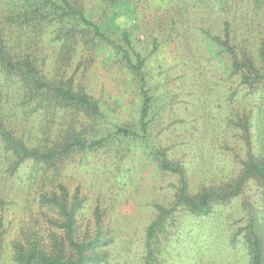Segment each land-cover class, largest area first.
<instances>
[{"label": "trees", "instance_id": "trees-1", "mask_svg": "<svg viewBox=\"0 0 264 264\" xmlns=\"http://www.w3.org/2000/svg\"><path fill=\"white\" fill-rule=\"evenodd\" d=\"M44 36L69 50L81 42L91 43L108 62L123 68L139 99L135 121L95 139L72 127L75 134L48 150L24 141L18 135L20 122L27 125L28 134L40 133L38 120L54 117L61 107L74 106L97 121L104 116L92 95L75 92L70 85H54L42 76L38 57L30 50ZM167 47L171 55L165 64L169 58L159 61V53ZM171 81L196 99L201 91L205 97L217 95L213 101L219 103L213 109L206 99L196 108L203 113L198 139L212 144H198L203 154L195 151L215 161H207L203 171L218 175L217 183L212 178L193 183L189 167L170 157L171 147L163 144L168 141L165 131L184 122L178 104L189 102L173 93ZM215 108L220 110L216 123ZM218 130L224 136H218ZM218 138L224 140L219 161L211 155ZM0 143L13 155L12 159L7 155L11 170L27 163V178L33 182L48 179L52 166L65 163L76 152L120 145H124L123 154L119 152L124 174H133L132 161L142 166L146 161L156 166L161 178L172 179L168 202L167 196L155 194L149 202L152 214L140 238V264L191 256L201 237L190 236L184 216L217 218L222 216L219 208L236 198L242 199V215L229 223L230 241L235 248L241 243L247 258L235 264H264V0H0ZM61 188V195L43 196V201L62 218L58 226L71 254L50 253L32 242L18 252L19 264H110L115 256L103 247L117 240V232L103 228V215L97 209L95 235L79 240L77 219L83 197L77 192L70 198ZM182 228L188 236L175 240L181 243L178 249L172 238Z\"/></svg>", "mask_w": 264, "mask_h": 264}, {"label": "rangeland", "instance_id": "rangeland-1", "mask_svg": "<svg viewBox=\"0 0 264 264\" xmlns=\"http://www.w3.org/2000/svg\"><path fill=\"white\" fill-rule=\"evenodd\" d=\"M91 13L93 19L101 22L98 14ZM10 34L15 35L13 32ZM20 46L22 47L19 41ZM30 51L38 57L35 60L39 63L45 79L54 85H70L75 92L92 95L100 102L104 116L101 121H97L98 119L88 116L74 106L61 107L54 117L45 115L39 119L37 126L40 133H29L31 136L26 132L27 125L23 126L24 123L20 122L18 135L24 141H29V145L48 150L75 134L71 130L72 127L87 139L100 138L107 133H114L118 125L133 123L137 118L139 99L129 83L127 73L123 68L108 62L102 50L96 49L91 43L81 42L69 50L53 38L44 36L37 45H32ZM170 55V48H163L159 53V61L169 58L164 61L168 64ZM169 86L180 99L189 102L178 104L181 106L178 113L184 122L176 123L165 131L168 141L163 144L171 147L170 157L181 160L189 167L193 173V183L207 178H212L217 183L220 179L218 175L203 171L207 161H215H211V156L195 153L197 151L203 154L198 149V144H212L208 141L203 144L202 139H198L199 133L196 132L200 131L199 115L203 113L200 108H196L206 99L213 109L219 103L217 100L213 101L217 95L213 92L205 97L202 91L199 93L196 90L197 99H201L197 100L193 95L183 92L186 88H178L175 81H171ZM161 89L164 91V87ZM219 111L218 108L212 110L214 123L220 116ZM96 129H99L98 133ZM217 135L224 136V133L219 131ZM218 140L220 142L214 141L216 148L211 154L217 161L221 158L219 151L224 143L222 138ZM1 145L0 143V264H19L18 252L21 249L27 250L32 242H37L50 253L61 252L66 256L71 254L72 250L67 245L64 231L58 226L62 218L55 208L43 201V196L61 195V185L70 198L77 192L83 197L82 209L77 219L79 240L90 239L95 235L96 211L99 209L103 215V228L117 232V240L103 247V250L107 248V251H112L115 256L110 260V264L141 263L138 256L142 250L140 238L152 214L149 202L153 200L154 194L156 198L167 196L165 201L168 202L173 194V187L170 186L174 183L172 179L162 177L165 181L162 182V178L156 173V166L146 161L143 166L140 162L132 161V167L135 165L133 174H124L121 156L124 145H120L103 146L88 154L76 152L65 163L52 166L54 171L50 172L48 179L33 182L27 178V163L17 171L11 170L13 155L6 153ZM44 165L49 166L47 163ZM156 187H159V190ZM160 187L164 189L160 190ZM241 200L236 198L230 204L221 206L219 211L222 216L217 215V218L200 220L185 218V215L184 228L190 231V236L201 237V242L193 244L191 256L179 258L173 255L174 259L167 257L164 264H196L201 260L205 261V264L214 261L216 264L245 261L247 255L242 244L238 243L237 248L231 244L230 236L233 230L229 226L230 221L234 222L242 215ZM211 228L213 230L210 231ZM183 231L185 230L182 228L174 235L175 238H172L173 247L182 248L181 243H175V240L188 236ZM129 253H132V256H127ZM234 253L236 258L232 259Z\"/></svg>", "mask_w": 264, "mask_h": 264}]
</instances>
